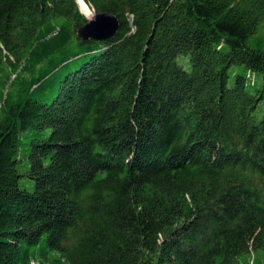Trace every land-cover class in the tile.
<instances>
[{
	"label": "trees",
	"instance_id": "trees-1",
	"mask_svg": "<svg viewBox=\"0 0 264 264\" xmlns=\"http://www.w3.org/2000/svg\"><path fill=\"white\" fill-rule=\"evenodd\" d=\"M83 1L0 0V264H264V0Z\"/></svg>",
	"mask_w": 264,
	"mask_h": 264
},
{
	"label": "water",
	"instance_id": "water-1",
	"mask_svg": "<svg viewBox=\"0 0 264 264\" xmlns=\"http://www.w3.org/2000/svg\"><path fill=\"white\" fill-rule=\"evenodd\" d=\"M118 28V20L113 14L100 12L87 19V23L77 30V35L84 41H105L115 36Z\"/></svg>",
	"mask_w": 264,
	"mask_h": 264
},
{
	"label": "bare ground",
	"instance_id": "bare-ground-1",
	"mask_svg": "<svg viewBox=\"0 0 264 264\" xmlns=\"http://www.w3.org/2000/svg\"><path fill=\"white\" fill-rule=\"evenodd\" d=\"M77 3L81 13L84 14L85 17L91 19L94 16L92 9L83 0H77Z\"/></svg>",
	"mask_w": 264,
	"mask_h": 264
},
{
	"label": "rangeland",
	"instance_id": "rangeland-1",
	"mask_svg": "<svg viewBox=\"0 0 264 264\" xmlns=\"http://www.w3.org/2000/svg\"><path fill=\"white\" fill-rule=\"evenodd\" d=\"M93 11V10H92ZM93 14L95 15V12L93 11ZM87 18V17H86ZM88 19V18H87Z\"/></svg>",
	"mask_w": 264,
	"mask_h": 264
},
{
	"label": "clouds",
	"instance_id": "clouds-1",
	"mask_svg": "<svg viewBox=\"0 0 264 264\" xmlns=\"http://www.w3.org/2000/svg\"><path fill=\"white\" fill-rule=\"evenodd\" d=\"M133 19H134V17H133ZM133 31H135V29H133Z\"/></svg>",
	"mask_w": 264,
	"mask_h": 264
}]
</instances>
